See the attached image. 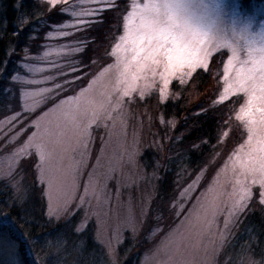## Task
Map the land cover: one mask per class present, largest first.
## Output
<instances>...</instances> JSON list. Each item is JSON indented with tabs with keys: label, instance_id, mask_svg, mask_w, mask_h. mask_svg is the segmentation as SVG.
<instances>
[{
	"label": "snow or ice",
	"instance_id": "6c2138e0",
	"mask_svg": "<svg viewBox=\"0 0 264 264\" xmlns=\"http://www.w3.org/2000/svg\"><path fill=\"white\" fill-rule=\"evenodd\" d=\"M37 3L42 10L33 16L39 18L51 13L56 22L48 25L49 30L43 36L44 43L40 44L42 55L31 52L29 46L17 52L14 45H8L4 59L0 60V82H4V92L8 94V102L3 106V118L0 119V140H3L0 150L10 148L9 154L17 164L22 159L28 161L34 170L36 183L46 185L45 217L48 222L58 221L62 217L70 221L79 213L83 216L76 226L79 232L89 217L94 216L102 224L112 219L119 220L122 196L135 183L142 165L147 164L139 147L128 146L107 155L104 141H101L97 154L93 156V131L88 127L80 129L74 121L70 124L64 118L68 104L78 101L113 68L122 69L123 73H133L131 85L122 91L121 100L135 91V84L140 78L145 80L139 92L143 98L152 84L148 82L147 75L141 77V74H151L154 82L158 72L163 85L160 96L164 99V89L169 87L173 78L179 86H184L198 69L209 71L214 54L225 53V87L218 99L213 101L212 107L224 105L228 108L226 102L240 93L247 98L235 116L240 124L231 128L229 116L223 120L217 136V141L222 142L227 137L224 129L228 127L238 145L229 150L221 171L228 169L229 165L235 169L237 162L241 168V179L234 181L232 191L221 193L230 202L224 222L225 230L230 231L239 222L254 195L264 205V40L236 42L226 39L217 31L218 13L200 4L199 0H37ZM25 7L24 0H18L14 6V10L20 13V19L13 36H19L33 18L24 12ZM106 22L119 31L117 35L110 28L108 33L103 34L104 39L112 37L110 50L90 49L95 52L94 56L89 55L85 60H69L67 65L49 60L47 74H44L45 68L40 67L38 62L50 56L47 50L49 40L63 39L67 42L60 45L62 50L84 52L90 43L96 44V38L79 34L89 33L94 26H103ZM4 27H7L6 22ZM33 33L29 36L30 40L40 39L35 30ZM69 38L73 39L69 41ZM0 40H3V36H0ZM14 56L17 57L16 70L9 72V64ZM109 59L115 62L109 63ZM71 72L79 75L72 77ZM84 76H88V81L83 80ZM75 80L81 83L76 84ZM85 83L88 84L87 88L83 87ZM77 88L81 90L79 96L63 95L65 92L74 93ZM37 92L44 102L40 111H36V105L26 103V98ZM117 107H123L120 101H117ZM105 118L111 119L110 116ZM160 123L175 127L174 120L168 121L163 117ZM70 130L79 133L74 146L65 143ZM245 130L247 139L243 140ZM68 152L74 153L77 159L66 167ZM215 155L214 152L213 159ZM90 158L95 162L92 166L88 164ZM23 171V168L20 172L9 169L2 178L6 187L15 184L13 197L5 202L8 209L19 207L20 201L15 193L22 187L19 178ZM254 189L257 191L254 192ZM0 228L13 232L16 229L15 221L3 208H0ZM119 229L120 224L117 223V232ZM157 231L158 225L151 230V234ZM58 238L63 239L59 232L50 234L47 239ZM24 240L28 241L27 235ZM5 241L12 253L0 264H69L68 257L72 254L66 241L60 252L50 249L47 240L42 243L39 238H33L28 241V247L35 249L32 251V261H23L19 258V245L7 231H3L0 232V257L4 255ZM177 242V233H166L161 246L150 257L149 264H180L167 252L169 245ZM75 251L77 258L72 264H84L79 258L82 256L80 250ZM162 251L167 257L164 261L157 259ZM204 264H215V261L208 259ZM239 264H264V248L257 252L253 245H249Z\"/></svg>",
	"mask_w": 264,
	"mask_h": 264
},
{
	"label": "rangeland",
	"instance_id": "374dc122",
	"mask_svg": "<svg viewBox=\"0 0 264 264\" xmlns=\"http://www.w3.org/2000/svg\"><path fill=\"white\" fill-rule=\"evenodd\" d=\"M199 3L212 8L214 12L218 13L217 31L226 39L236 42L247 39L264 40V0L248 2L245 0H199ZM40 24L41 26L35 30L40 39H29V43L25 46H29L31 52L42 55L43 50L40 48V44L44 43L43 36L49 30V28L45 29V26L52 23L42 21ZM108 27L106 33L111 28L110 25ZM42 30L43 32H41ZM111 31L115 32V28L114 30L111 28ZM79 35L95 37V32L91 33L90 31ZM71 39L73 38H69V41ZM105 40L104 47L109 46L110 50L112 37L109 36ZM65 42L67 41L60 38L47 42L49 45L47 50L51 54L44 61L38 62L40 67L45 68L44 74H47V61L49 60H57L65 65L69 63V60H82V52L72 53L69 50L60 48V45ZM226 56L227 53L223 55L214 54L210 60L209 69L212 66L213 74L215 73L216 62L221 63L218 73L220 81H218V90L213 98L214 100L218 99L225 87L223 83V64L226 62ZM16 60L17 57L14 58V62ZM114 62V60L109 59V63ZM11 70H16V66L14 65ZM199 71L203 72L198 69L187 80L186 84ZM132 74L131 71L123 73L122 69L113 68L105 73L92 89L80 97L78 101L65 107L64 118L70 124L74 121L78 128L88 127L93 131V156L97 154L96 150L101 146V141H104L107 155L120 152L128 146H136L143 152V158L147 159V164L142 165L139 169V175L135 183L122 196V204L118 212L119 220L112 219L102 224L94 216L89 217L84 227L77 232L76 226L83 219L82 214H80V218L75 223L74 233L80 236L89 223L94 222L95 240L103 248L105 255L104 258L98 254V256L95 255L96 264H123L129 257V253L133 245L136 244L137 239L142 238L143 235L150 242V247L141 251L139 247H136L134 252L136 251L138 255V264H149L150 257L161 246L165 234L169 231L177 233L178 242L170 244L167 252L171 253L180 264H204L208 259H213L215 264H239L243 252L249 245L254 246L257 243L256 237L252 235L247 237V233H240L241 229L238 226L241 218L238 225L232 227L230 231H226L224 228V222L230 210V202L221 193L232 191L234 181L241 179L239 162H237L235 169L229 165L228 169L221 171L224 168V162L227 161V156L220 160L217 158L219 155L217 152L215 159L212 157V160L203 167L193 169L187 166L183 151L179 147V142L183 136V133L178 131L180 123L174 118H165L163 110L160 109V105L168 101L175 102L179 100V91L173 89V84H178L177 80L175 78L171 80L169 87L164 89V99H161L160 91L163 85L160 81L159 72L155 76L154 82L151 74H141V77L148 76V82L152 84V87L141 98L139 92L144 87L145 80L140 78L135 84V91L121 100L122 91L131 85ZM77 75L79 73L71 72L72 77ZM39 77L40 74L37 75V78ZM88 79L85 78L84 80L88 81ZM74 83L80 84L81 81L75 80ZM4 86L0 92V119L3 118V106L8 102V94L4 92ZM83 87L87 88L88 84L85 83ZM80 91V88H77L74 93L65 92L63 95L79 96ZM208 93V91L202 93L195 98L196 101L201 104L203 98L207 100ZM234 97L238 99V102L233 112V118L237 123L236 125H238L240 121H237L235 116L247 98L242 93L230 99ZM117 101L121 102L122 108L117 107ZM26 103L30 106L36 105V111H40L44 107L41 94L38 92L36 95L27 97ZM106 116H110L111 119H106ZM161 117L168 121L174 120L175 127L170 128L161 124ZM97 124L100 126L97 127ZM230 131V129H227V137L223 139V143L229 139ZM78 135L77 131L70 130L65 143L74 146ZM246 139L247 132L245 130L243 140ZM2 145L3 140H0V146ZM9 153L10 148L0 150V181L3 182L2 178L9 169L20 172L23 168V175L19 178L22 187L15 194L20 199H25L29 191L28 188H31L32 185L30 184L28 169H30V172H34V170L28 166L29 163L26 160L22 159L17 164ZM67 156L69 159L65 161L66 167L77 159L72 152H68ZM244 159L246 162V157ZM94 163L93 159L88 160L89 166L94 165ZM86 175L87 170H85V179ZM167 180H170L168 185L166 184ZM163 185H167V187L164 189ZM40 186L43 189L46 206L47 197L44 195L46 185ZM14 187L15 184H13ZM253 191L255 192L257 189ZM254 198H256L255 204L253 203ZM251 208L264 209V205L258 202V197L255 195L252 202L245 209L244 214L250 212ZM74 217H77V215L71 217L70 220L73 221ZM58 221L68 222L69 220L62 217ZM117 223L120 224L119 232L116 230ZM157 225L159 231L155 232L154 235L151 234V230L155 229ZM3 231H7L11 235V239L19 245L20 250L19 240L13 238L16 232L10 229H0V232ZM66 237H69V235H66ZM127 237L132 239L129 245L125 244ZM245 237H247V240ZM70 246H75L78 249L81 247L74 241ZM3 250L4 255L0 257V262L11 256L12 249L7 246V241L3 243ZM56 251L62 252L58 248ZM71 253L68 257L69 264H72L73 259L77 258L76 251H71ZM29 256L31 257L30 252ZM19 258L23 260L20 254ZM157 259L160 261L167 259L164 251Z\"/></svg>",
	"mask_w": 264,
	"mask_h": 264
},
{
	"label": "trees",
	"instance_id": "16d2710c",
	"mask_svg": "<svg viewBox=\"0 0 264 264\" xmlns=\"http://www.w3.org/2000/svg\"><path fill=\"white\" fill-rule=\"evenodd\" d=\"M245 1L248 2L252 0ZM17 3L18 0H0V36H3V40H0V60L4 59L5 49L8 45H14L17 52H20V50L29 43V36L33 33V30H36L37 27L41 26L40 23H42V21H50L51 23L56 22L55 16L51 13L43 14L42 17L39 18L34 17L33 14L37 11H41L42 6L37 3V0H24L26 5L24 12L33 18L28 25L23 27V31L19 36H13L12 33L17 29L20 19V13L14 10V6ZM5 22L7 24L6 28L4 27ZM108 26L109 25L106 22L103 26H95L96 28L91 31V33L93 31L95 32L96 44H89L88 49L81 54L82 60L87 59L89 55H95V52L90 51V49L95 48V51L105 50L106 46L104 47V45L106 40L104 39L103 34L106 33L109 28ZM45 27V29L48 28V26ZM41 32H43V30ZM113 33L117 34L118 30L115 29V32ZM106 49H109V46H107ZM14 58L15 56L11 59L9 64V72L12 71L11 69L14 65L16 66ZM220 64V62H216L214 74L211 66L208 72L199 71L193 79L182 87L177 83H174L173 89L179 91V100L175 102L168 101L160 105V109L163 110L165 118H174L179 121L180 125L178 131L183 133L179 142V147L183 151L185 164L193 169H198L203 167V165L208 164L210 160H212L214 152H218L219 155L217 158L222 160V158L227 156L229 150L236 146V143L233 140L232 130L230 131L229 139H227L225 143H223V141H217L218 133L223 126V120H227L230 116L231 128H235L237 123H235L233 118V112L238 102V99L234 97L226 102L229 105L228 108H225L224 105H216V107H212L214 101L213 98L218 90V81H220L218 74ZM85 78H88V76H84L83 80ZM3 86L4 82H0V92ZM206 91L209 92L207 100L203 98V102L201 104L198 103L195 98L199 97ZM227 129L229 128L225 127L224 130L227 131ZM196 146H198V148ZM28 170L30 173V184H32L31 188H28L29 191L28 194H26L25 199H20V197L15 194L16 198L20 201V204L19 207L14 209H8L5 203L13 197V187H6L5 184L0 181V208H3L5 213L8 216H11L15 221L17 231L15 230L16 233L13 238L19 240L21 246L19 254L22 256V259L27 262L32 261V251L35 249H30L28 247V241H31L33 238H39L42 243L47 240L50 249L57 250L58 248L61 251H63L66 241L69 252L78 249L75 246H70L74 241L81 246L79 250L82 253V256L79 258L82 259L84 264H91L93 261L94 264H96L95 255L104 258V250L95 240L94 222H90L85 231L78 236L74 233V230L75 223L80 218L79 213L77 214V217L73 218V221H47L45 217L46 206L43 197V189L38 183H36L34 172H30V169ZM169 181L170 180L166 181L167 185L170 184ZM167 185H163V188L165 189ZM165 196L168 197L166 194ZM255 200L256 198H254V204L256 203ZM240 218L241 222L239 221L240 224L238 226V228L241 229L240 233H247V237H249V235L256 237L257 243L254 244V247L255 250L259 252L261 248H264V209L259 208L256 210L251 208L250 212L243 214ZM25 220L28 221L27 224L24 223ZM69 225L70 227H68ZM57 232L61 233L63 239H47L50 234ZM64 233H67L69 237H66ZM25 235H27L28 241L24 240ZM247 237H245L246 240ZM130 240L132 239L127 237L125 244L129 245ZM149 243L150 242L144 235L142 238H138L136 244L133 245L132 250L129 253V257L123 264H138V255L136 251L134 252V249L139 247L140 251L145 250L150 247ZM29 252L31 253V257L29 256Z\"/></svg>",
	"mask_w": 264,
	"mask_h": 264
}]
</instances>
